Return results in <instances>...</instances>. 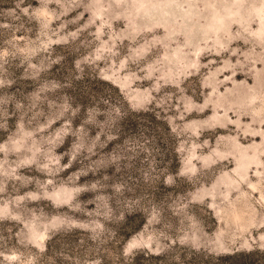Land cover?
I'll use <instances>...</instances> for the list:
<instances>
[{
  "label": "rangeland",
  "instance_id": "obj_1",
  "mask_svg": "<svg viewBox=\"0 0 264 264\" xmlns=\"http://www.w3.org/2000/svg\"><path fill=\"white\" fill-rule=\"evenodd\" d=\"M0 264H264V0H0Z\"/></svg>",
  "mask_w": 264,
  "mask_h": 264
}]
</instances>
